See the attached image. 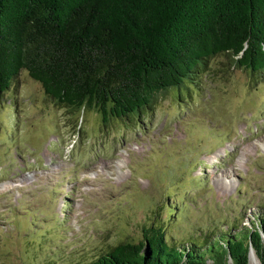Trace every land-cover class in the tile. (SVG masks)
<instances>
[{
	"label": "rangeland",
	"instance_id": "obj_1",
	"mask_svg": "<svg viewBox=\"0 0 264 264\" xmlns=\"http://www.w3.org/2000/svg\"><path fill=\"white\" fill-rule=\"evenodd\" d=\"M205 69L105 124L55 105L19 71L0 93V264H89L154 225L173 246L205 248L254 225L264 72L223 55ZM247 264H258L252 252Z\"/></svg>",
	"mask_w": 264,
	"mask_h": 264
},
{
	"label": "trees",
	"instance_id": "obj_2",
	"mask_svg": "<svg viewBox=\"0 0 264 264\" xmlns=\"http://www.w3.org/2000/svg\"><path fill=\"white\" fill-rule=\"evenodd\" d=\"M216 55L264 72V0H0V93L23 70L52 103L103 124L150 110ZM262 236L264 215L205 248L147 226L89 264H247L250 250L264 264Z\"/></svg>",
	"mask_w": 264,
	"mask_h": 264
},
{
	"label": "water",
	"instance_id": "obj_3",
	"mask_svg": "<svg viewBox=\"0 0 264 264\" xmlns=\"http://www.w3.org/2000/svg\"><path fill=\"white\" fill-rule=\"evenodd\" d=\"M262 238L264 239V237H263V236H262ZM251 252H252V251L250 250V251H249V253H248V257L250 256V253H251Z\"/></svg>",
	"mask_w": 264,
	"mask_h": 264
},
{
	"label": "bare ground",
	"instance_id": "obj_4",
	"mask_svg": "<svg viewBox=\"0 0 264 264\" xmlns=\"http://www.w3.org/2000/svg\"><path fill=\"white\" fill-rule=\"evenodd\" d=\"M259 146H262V147H264V143H263L262 145H260V144H259Z\"/></svg>",
	"mask_w": 264,
	"mask_h": 264
}]
</instances>
